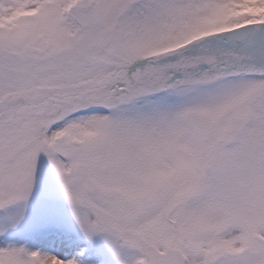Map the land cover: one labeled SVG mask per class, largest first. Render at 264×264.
<instances>
[{
    "label": "snow or ice",
    "instance_id": "6c2138e0",
    "mask_svg": "<svg viewBox=\"0 0 264 264\" xmlns=\"http://www.w3.org/2000/svg\"><path fill=\"white\" fill-rule=\"evenodd\" d=\"M0 264H264V0H0Z\"/></svg>",
    "mask_w": 264,
    "mask_h": 264
},
{
    "label": "clouds",
    "instance_id": "9594fccd",
    "mask_svg": "<svg viewBox=\"0 0 264 264\" xmlns=\"http://www.w3.org/2000/svg\"><path fill=\"white\" fill-rule=\"evenodd\" d=\"M252 129H246L244 125H241L240 128L236 130L235 138L237 142H242L245 135L251 134ZM246 176H256L259 174V169L255 166V160L250 161V166L244 170Z\"/></svg>",
    "mask_w": 264,
    "mask_h": 264
}]
</instances>
